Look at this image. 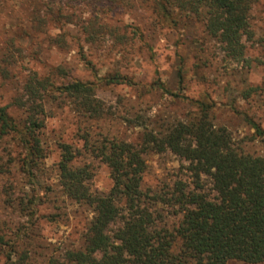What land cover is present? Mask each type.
Masks as SVG:
<instances>
[{
    "label": "trees",
    "instance_id": "16d2710c",
    "mask_svg": "<svg viewBox=\"0 0 264 264\" xmlns=\"http://www.w3.org/2000/svg\"><path fill=\"white\" fill-rule=\"evenodd\" d=\"M114 0H88L99 7ZM159 10L197 19L208 37L217 40L231 60L243 62L247 42L254 41L253 16L257 0H157ZM30 4L27 24L43 29L54 14L57 0H21ZM61 9V8H60ZM44 12V13H42ZM49 13V14H48ZM104 28V27H103ZM103 28L101 30H103ZM45 37L52 35L43 32ZM87 37L98 38V30H86ZM62 37L57 35V40ZM264 41L262 61L264 66ZM123 78L117 77V84ZM180 99L193 108L190 114L167 117L162 114L128 119L142 131L138 144L130 143L109 130L79 128L81 147L63 139L56 141L60 151L54 165L57 190L48 187L54 198L45 200L36 187L46 170L47 120L54 109L68 104L85 121L106 120L109 113L98 98L93 83L73 80L56 86L49 78L29 77L15 105L23 111L20 121L0 105V137L17 135L26 156L18 171L33 191H8L7 209L31 220L39 207L49 202L61 209L67 201L89 210L93 218L81 235L76 249L51 250L52 244L35 240L33 232L16 225L6 245L4 264H246L264 263V156L247 153L237 145L226 126L218 125L212 101L185 96L184 78L179 72ZM158 91L175 96L163 85ZM254 139L264 143L262 127L247 118ZM99 160L110 170L112 188L100 192L92 187L91 162ZM170 153L185 162L190 182L179 179L162 189H143L147 154ZM209 182L210 191L205 182ZM62 200V201H61ZM169 217L178 218L170 223ZM8 243V244H7Z\"/></svg>",
    "mask_w": 264,
    "mask_h": 264
},
{
    "label": "rangeland",
    "instance_id": "374dc122",
    "mask_svg": "<svg viewBox=\"0 0 264 264\" xmlns=\"http://www.w3.org/2000/svg\"><path fill=\"white\" fill-rule=\"evenodd\" d=\"M57 1L61 9L58 4L52 5L54 14L48 13L47 17L61 19L50 21L43 29H34L26 22L31 14L30 4L0 0V105L20 121L23 111L15 102L23 95L29 77L37 75L49 78L57 87L73 80L93 83L109 115L106 120L87 122L79 119L68 104L61 108L48 104L54 109L46 129L49 157L47 168L40 175V187H36L45 200L56 195L48 187L57 190L54 165L60 155L55 144L59 139L81 147L78 130L91 127L96 134L109 130L138 144L142 131L128 119L190 114L193 108L180 99L181 71L183 94L193 100L218 104L220 108L214 110L216 123L226 126L235 143L247 153L264 156V143L254 139L255 131L246 120H253L264 130V66L260 44L264 41V0L255 4L256 42H247L243 62L226 57L221 44L206 35L197 19L175 11L167 16L159 10L157 0H114L99 7L90 5L88 0ZM88 29L98 30L96 42L87 37ZM43 32L52 37H45ZM58 34L62 37L57 40ZM117 77L123 78L119 84ZM159 85L175 98L158 91ZM26 154L17 135L0 137V239L9 241L19 224L30 229L35 240L54 245L51 250L79 248L81 235L93 218L89 210L68 201L61 209H55L47 202L29 220L6 208L8 191L18 194L35 188L26 186L18 171ZM145 159L146 191L162 189L179 179L190 182L185 174L187 164L176 156L147 154ZM81 161L91 162L93 189L108 192L113 185L108 167L85 153ZM207 184L208 181L205 185L209 192ZM177 220L169 217L170 223ZM6 248L0 244V264H4Z\"/></svg>",
    "mask_w": 264,
    "mask_h": 264
},
{
    "label": "crops",
    "instance_id": "0c3cea01",
    "mask_svg": "<svg viewBox=\"0 0 264 264\" xmlns=\"http://www.w3.org/2000/svg\"><path fill=\"white\" fill-rule=\"evenodd\" d=\"M229 264H246V263L238 262V261H231V262H229ZM262 264H264V263H262Z\"/></svg>",
    "mask_w": 264,
    "mask_h": 264
}]
</instances>
